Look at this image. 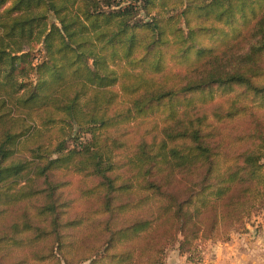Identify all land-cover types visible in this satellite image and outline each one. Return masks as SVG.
Returning <instances> with one entry per match:
<instances>
[{
  "label": "trees",
  "instance_id": "obj_1",
  "mask_svg": "<svg viewBox=\"0 0 264 264\" xmlns=\"http://www.w3.org/2000/svg\"><path fill=\"white\" fill-rule=\"evenodd\" d=\"M263 160L264 0H0V264L226 242L264 210ZM67 172L84 215L63 217Z\"/></svg>",
  "mask_w": 264,
  "mask_h": 264
},
{
  "label": "rangeland",
  "instance_id": "obj_2",
  "mask_svg": "<svg viewBox=\"0 0 264 264\" xmlns=\"http://www.w3.org/2000/svg\"><path fill=\"white\" fill-rule=\"evenodd\" d=\"M202 45H204L205 47H209V46L216 45V44H211L206 39H204L202 41ZM197 64H198L197 62L193 63L192 66H196ZM172 70L182 72L185 70V66L178 65L176 67H173ZM213 98H214L213 102H215V100L218 99V96L214 95ZM196 106H197L196 109L199 110L200 105L197 104ZM161 126H162V123L160 119L156 115H154L136 124L134 123L129 126L123 127L121 128L119 132L122 136L121 139L125 141L127 145H133L141 139H145V140L149 139L150 136H153V133H158ZM127 154H128L127 152L117 153L116 162L119 166L124 165L127 159ZM57 178L59 182L62 183V187L60 188V194L63 197V201L69 202L68 214H67V210H63V217L64 216H66L67 218H69L68 216L74 217L76 214H78V216L84 215L85 211L89 209L91 202H87L83 199L79 200L81 199L79 197V192L81 189L85 188L86 186L91 185L89 183V180H86L71 172L59 173L57 174ZM83 180H86L85 184L82 182ZM262 211L253 212L250 215V217L246 220V223L241 228H236V231H233L229 234V238L227 241H229V239L231 240V239L237 238L238 235L240 234L246 233L245 232L246 224L251 225L253 229L255 226V223L257 222V216L260 215ZM261 225H264V219L261 221ZM248 236L250 237V235ZM217 243H224V242H220V241L194 242L188 248V252L182 255L178 253L176 244L169 245L167 249L165 250L163 264H165L169 256H177V254H179L180 256H185L187 260L190 262L200 260L201 258H203V256L205 257V255H208L210 252H212V248H214L213 246Z\"/></svg>",
  "mask_w": 264,
  "mask_h": 264
},
{
  "label": "crops",
  "instance_id": "obj_3",
  "mask_svg": "<svg viewBox=\"0 0 264 264\" xmlns=\"http://www.w3.org/2000/svg\"><path fill=\"white\" fill-rule=\"evenodd\" d=\"M260 219H264V211L257 216L253 229L246 224V233L227 242L215 244L212 252L200 260L190 262L185 256L177 254L169 256L165 264H264V225H261Z\"/></svg>",
  "mask_w": 264,
  "mask_h": 264
}]
</instances>
